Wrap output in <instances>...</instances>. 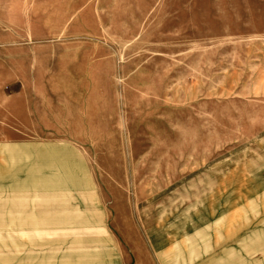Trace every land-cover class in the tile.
Wrapping results in <instances>:
<instances>
[{"label":"rangeland","instance_id":"1","mask_svg":"<svg viewBox=\"0 0 264 264\" xmlns=\"http://www.w3.org/2000/svg\"><path fill=\"white\" fill-rule=\"evenodd\" d=\"M0 264H264V0H0Z\"/></svg>","mask_w":264,"mask_h":264}]
</instances>
